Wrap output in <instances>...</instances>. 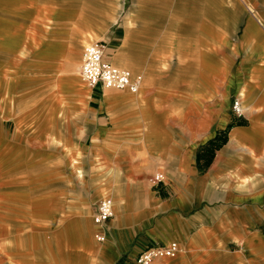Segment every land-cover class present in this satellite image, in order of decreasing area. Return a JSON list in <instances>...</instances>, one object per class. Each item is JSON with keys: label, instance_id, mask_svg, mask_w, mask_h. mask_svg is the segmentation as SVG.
Wrapping results in <instances>:
<instances>
[{"label": "crops", "instance_id": "obj_1", "mask_svg": "<svg viewBox=\"0 0 264 264\" xmlns=\"http://www.w3.org/2000/svg\"><path fill=\"white\" fill-rule=\"evenodd\" d=\"M226 1L222 10L210 4V14L194 22L197 42L183 66L156 64L149 73L142 57L132 62L126 38L122 55L106 52V59L141 71L145 76L130 70L141 75L140 89L98 86L75 94V107L88 120L74 134L116 155L109 157L113 177L99 172L95 189L83 193L85 219L67 194L46 198L58 226L54 235L71 243L67 253L76 260L69 264H135L142 250L171 240L181 252L154 264H264V0ZM18 2L26 7V0ZM221 26L233 33L227 37ZM31 36L28 21L0 16V53L11 61L12 86L17 78L30 82L49 55L32 49ZM239 94L243 117L232 112ZM155 173L163 177L157 185L149 182ZM106 195L114 215L102 227L108 240L100 243L92 216Z\"/></svg>", "mask_w": 264, "mask_h": 264}, {"label": "rangeland", "instance_id": "obj_2", "mask_svg": "<svg viewBox=\"0 0 264 264\" xmlns=\"http://www.w3.org/2000/svg\"><path fill=\"white\" fill-rule=\"evenodd\" d=\"M26 1V7H17L18 0H0V16L11 23L28 21L32 49L49 55L30 82L17 78L12 86L6 81L11 61L0 53V264H69L76 260L67 253L71 243L53 233L58 226L51 209L47 210L46 198L67 194L71 208L84 209L79 216L85 219L89 205L83 193L95 189L92 185L99 172L102 179L113 177L109 157L116 155L113 149L100 147L102 143L94 148L90 138L86 141L88 135L73 132L80 121L88 120V114H79L75 107L77 91L90 93L79 75L83 48L103 41L108 56L114 58L122 55L127 38L133 46L132 62L142 57L149 73L154 72L151 66L155 70L157 65L166 70L178 62L183 66L194 54V22L210 14V4L218 3L222 10L227 1ZM11 3L15 7L8 8ZM221 32L229 37L233 30L221 26ZM137 155L133 165L138 164ZM107 240L108 236L103 243Z\"/></svg>", "mask_w": 264, "mask_h": 264}, {"label": "built area", "instance_id": "obj_3", "mask_svg": "<svg viewBox=\"0 0 264 264\" xmlns=\"http://www.w3.org/2000/svg\"><path fill=\"white\" fill-rule=\"evenodd\" d=\"M105 43L97 41L89 43L83 48L82 60L80 63V76L90 88L100 86L102 89H118L136 93L142 84L141 75H134L130 70L112 64L106 59ZM232 112L239 117L246 114L240 97H235L232 104ZM163 180L161 173H155L149 178L150 184L157 185ZM113 202L110 198H101L92 216L94 223L100 228L95 232L94 237L100 243L106 240L107 236L102 227L113 218ZM180 245L177 241L171 240L166 244L155 243L153 246L142 250L136 257L135 264H153L155 260L171 259L180 253Z\"/></svg>", "mask_w": 264, "mask_h": 264}, {"label": "bare ground", "instance_id": "obj_4", "mask_svg": "<svg viewBox=\"0 0 264 264\" xmlns=\"http://www.w3.org/2000/svg\"><path fill=\"white\" fill-rule=\"evenodd\" d=\"M83 82H84V81H83ZM84 84L86 85V87H87L88 89H90V87L88 86V84H86L85 82H84ZM238 97H240V99L242 100V97H241L240 94L238 95Z\"/></svg>", "mask_w": 264, "mask_h": 264}]
</instances>
